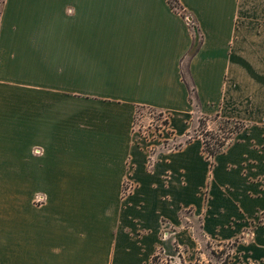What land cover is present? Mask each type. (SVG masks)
Returning <instances> with one entry per match:
<instances>
[{"label":"crops","instance_id":"1","mask_svg":"<svg viewBox=\"0 0 264 264\" xmlns=\"http://www.w3.org/2000/svg\"><path fill=\"white\" fill-rule=\"evenodd\" d=\"M177 1L0 0V264H264V0ZM199 118L243 127L208 158Z\"/></svg>","mask_w":264,"mask_h":264},{"label":"rangeland","instance_id":"2","mask_svg":"<svg viewBox=\"0 0 264 264\" xmlns=\"http://www.w3.org/2000/svg\"><path fill=\"white\" fill-rule=\"evenodd\" d=\"M201 121L205 124V127L202 128L198 124L199 128L197 133H204L201 137L206 140L209 146H216L218 141L224 142L228 137H232V135L228 134L229 130L232 129L231 125L224 124L219 119L214 122H209L204 119H201ZM166 123L167 118L163 113L151 108L139 107L136 111L134 120L136 141H140L141 139H147L148 141L159 139V130L162 129ZM205 133H207V135ZM174 146L177 147L178 142L173 138L161 142L160 146H156L152 142H149L147 144L149 155L148 167H151L154 153L158 150V148L172 149ZM125 188H127V185H125ZM192 223H194L196 233L199 234L198 221L195 220ZM178 251L180 252L181 258L176 260L163 256L159 251H157L156 254L158 257L154 259V262L151 260V264H231L232 261V244L230 243L211 242L202 245V248L197 251L196 254H193L194 258H191L190 260L186 258V250L184 248L178 249ZM200 252L203 253L199 254ZM186 260L189 262H186Z\"/></svg>","mask_w":264,"mask_h":264},{"label":"trees","instance_id":"3","mask_svg":"<svg viewBox=\"0 0 264 264\" xmlns=\"http://www.w3.org/2000/svg\"><path fill=\"white\" fill-rule=\"evenodd\" d=\"M168 3L170 4V6L177 12H179L181 15H184L182 13V6L179 4V2L177 0H167ZM185 80V78H184ZM189 93L192 94L194 92V88L189 85V83L186 81ZM201 119L203 118H199V126H201L202 128L205 127V124H203V122L201 121ZM221 120V122H223L224 124L227 125H231L232 129L229 130L228 134L232 135L235 134L236 132H238L242 127L243 124L240 121H235V120H225V119H219ZM199 128V127H198ZM200 130V129H199ZM201 137V135H203L204 133L200 132L198 133ZM207 135V133H205ZM231 136L228 137L224 142L222 141H218L216 143V146H209L208 143L206 142V140L204 138L201 137L202 139V145H203V151L206 153L208 158H212L215 154H217L218 152H220L222 149H224V147L227 145L228 141L230 140ZM190 139V137H188L186 139V142H188ZM179 148V145H178ZM177 148V149H178ZM158 257V255H155L154 257H152V262H154V259Z\"/></svg>","mask_w":264,"mask_h":264},{"label":"built area","instance_id":"4","mask_svg":"<svg viewBox=\"0 0 264 264\" xmlns=\"http://www.w3.org/2000/svg\"><path fill=\"white\" fill-rule=\"evenodd\" d=\"M186 17V20L188 21V23H190V24H193L192 22H191V19H190V17L189 16H187V15H185ZM148 138V137H147ZM147 140V139H146ZM148 141V140H147ZM178 148V146L176 147V146H174L172 149H177ZM43 200V197L41 196V195H37L36 196V202H41Z\"/></svg>","mask_w":264,"mask_h":264}]
</instances>
